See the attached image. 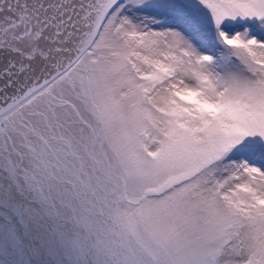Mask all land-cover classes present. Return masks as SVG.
<instances>
[{
    "label": "snow or ice",
    "instance_id": "snow-or-ice-1",
    "mask_svg": "<svg viewBox=\"0 0 264 264\" xmlns=\"http://www.w3.org/2000/svg\"><path fill=\"white\" fill-rule=\"evenodd\" d=\"M0 264H264V0H0Z\"/></svg>",
    "mask_w": 264,
    "mask_h": 264
}]
</instances>
